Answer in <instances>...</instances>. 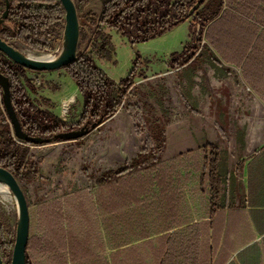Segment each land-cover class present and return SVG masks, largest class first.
I'll list each match as a JSON object with an SVG mask.
<instances>
[{
  "label": "trees",
  "instance_id": "16d2710c",
  "mask_svg": "<svg viewBox=\"0 0 264 264\" xmlns=\"http://www.w3.org/2000/svg\"><path fill=\"white\" fill-rule=\"evenodd\" d=\"M77 1L81 26L77 60L62 70L83 98L78 122L67 124L53 113L54 103L39 96L46 90L59 93V85L30 79L31 71L0 53V168L19 183L40 177V170L28 159L31 146L56 144L70 140L73 133L92 132L125 106L135 80L144 77L146 63L139 58L120 83L98 66L97 62L116 64L112 32L135 45L189 21L191 42L181 54L171 56L170 68H189L208 59L226 73L231 69L225 65L235 67L264 100V0H203L191 14L200 0ZM5 13L0 39L8 44L19 43L38 53L62 45L65 12L59 0H0V20ZM7 97L23 139L18 138L9 117ZM164 128L156 125L154 129L158 151L166 143ZM219 160L215 144L170 161H162L149 149L124 168L102 173L93 193L79 190L38 206L31 221L39 233H34L32 222L26 264H146L149 227L162 229L165 213L179 205L175 200H179L178 187L206 183L212 202L220 195ZM165 240L162 236L156 241L160 246L156 260L162 264L170 260L164 254ZM14 243L15 233L0 223L3 264H11ZM167 244L170 249L174 244L181 246L171 239Z\"/></svg>",
  "mask_w": 264,
  "mask_h": 264
},
{
  "label": "rangeland",
  "instance_id": "374dc122",
  "mask_svg": "<svg viewBox=\"0 0 264 264\" xmlns=\"http://www.w3.org/2000/svg\"><path fill=\"white\" fill-rule=\"evenodd\" d=\"M111 36L116 64L97 62L98 66L110 79L120 83L129 77L139 58L146 63L145 75L135 80L125 106L92 132L83 136L76 132L70 140L30 147L28 159L40 170V177L19 183L30 219H34L37 207L42 204L79 190L93 193L102 173L124 168L149 149L167 161L213 142L218 146L219 161L224 168L236 166L250 151L246 147L248 128L262 126L264 110L242 83L236 68L226 73L210 59L189 68H170L171 56L181 54L191 42L189 21L160 37L135 45L115 32ZM13 45L24 55L33 52L56 58L61 51V46L52 52L38 53L19 43ZM28 76L59 85V93L46 90L39 92V96L45 98L51 93L56 100L57 96L66 95L64 100L54 101L53 113L67 124L79 121L83 98L78 91H72L78 88L65 71L28 72ZM31 97L37 99L35 95ZM250 122L260 123L255 126ZM156 125H165L166 143L161 151L154 138ZM17 220L12 195L0 197V223L15 233ZM35 224L32 223L37 234L39 229Z\"/></svg>",
  "mask_w": 264,
  "mask_h": 264
},
{
  "label": "crops",
  "instance_id": "0c3cea01",
  "mask_svg": "<svg viewBox=\"0 0 264 264\" xmlns=\"http://www.w3.org/2000/svg\"><path fill=\"white\" fill-rule=\"evenodd\" d=\"M225 67L231 71L235 68ZM238 71L242 83L264 110V100L256 95ZM72 91L78 89L74 87ZM52 97L51 93L45 96L55 103L64 100L66 95L57 96L56 100ZM258 123L250 122V125ZM260 125L263 127L251 126L247 130L246 147L250 151L244 159L226 169L219 161L222 185L214 202L206 183L201 186L200 182H191L178 187L179 200H175L179 205L165 213L162 229L149 227L146 264H162L156 260L160 247L156 241L162 236L181 245L177 248L174 244L170 249L165 240L164 254L170 260L163 264H264V119ZM208 144L215 143L206 142L201 147ZM167 201L173 204V200ZM174 218L177 220L172 221ZM191 243L195 244L194 248Z\"/></svg>",
  "mask_w": 264,
  "mask_h": 264
},
{
  "label": "water",
  "instance_id": "95a60500",
  "mask_svg": "<svg viewBox=\"0 0 264 264\" xmlns=\"http://www.w3.org/2000/svg\"><path fill=\"white\" fill-rule=\"evenodd\" d=\"M203 0H200L196 6L190 11V14L197 9ZM65 12V26L62 37L61 51L56 58L47 60L31 59L20 52L14 46L0 39V53L6 56L14 64L25 68L31 72H53L73 64L77 60V54L80 42V22L77 6L74 0H59ZM7 13L0 20V28L5 22ZM6 108L14 125L15 131L19 139H23L20 125L10 108L9 97L5 100ZM68 138H73L69 135ZM0 185L8 187L12 195L18 213V220L15 232V243L11 264H26V253L30 238V212L24 192L22 191L19 182L8 171L0 168ZM0 264H3L0 259Z\"/></svg>",
  "mask_w": 264,
  "mask_h": 264
},
{
  "label": "bare ground",
  "instance_id": "6f19581e",
  "mask_svg": "<svg viewBox=\"0 0 264 264\" xmlns=\"http://www.w3.org/2000/svg\"><path fill=\"white\" fill-rule=\"evenodd\" d=\"M27 57L31 58V59H36V60H47V59H52L51 56L49 55H44V54H37V53H33L31 52L29 55H26ZM64 109L66 108L65 106L63 107ZM9 189L7 186L5 185H0V197H7L9 196ZM2 200V199H1Z\"/></svg>",
  "mask_w": 264,
  "mask_h": 264
}]
</instances>
